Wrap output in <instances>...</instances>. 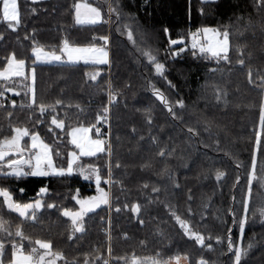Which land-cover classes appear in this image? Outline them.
<instances>
[{"label": "trees", "instance_id": "16d2710c", "mask_svg": "<svg viewBox=\"0 0 264 264\" xmlns=\"http://www.w3.org/2000/svg\"><path fill=\"white\" fill-rule=\"evenodd\" d=\"M76 2L78 0H37L35 3L19 0L21 23L16 31L9 29L0 17V69L6 57L13 53L18 59H25L26 69H30L34 41L44 50L59 54L65 39L74 46H86L93 42L102 44L92 38L108 35L110 51V61L105 65L36 64L37 103L55 105L56 100H61L62 104L56 106L54 113L49 110L40 117L35 106L27 107L29 98L22 90L19 97L5 92L4 106L0 108V139L11 135L13 126L39 131L52 145L54 153H60V156L54 154L55 165L66 167L67 153L74 150L68 143L67 130L81 124L86 127L95 124L97 113L107 104L111 83L118 102L110 106L108 123L97 125L102 138L110 140L112 145L111 164L116 183L111 186V203L89 213L84 218L85 232L73 235L71 222L61 215V210L64 207L78 210L79 206L71 199L77 189L81 197L95 195L93 181L84 180L78 172L67 177L0 175V188H7L16 201L26 203L41 199L45 204L33 222L9 212L0 198V216L9 221L10 230L14 233L19 225L33 241L51 240L53 249L64 253L69 264L72 261L83 264L86 255L90 260L98 254L107 258L109 231L113 264L117 257L132 254L146 257L157 253L164 259L176 254L187 255L191 264H196L201 257L209 264H232L233 254L227 252L226 241L224 245L215 243L216 236L225 237L227 229L232 228L236 244L244 248L249 243L253 245L242 264H264V218L250 211L241 239L239 228L231 223L229 215L230 210H235L237 217L242 215L240 202L246 191L255 132L259 129V108L264 99V90L258 87L260 77L264 76V9H257V0H111L114 7L120 8L118 24L77 25L73 17ZM87 2L101 5L105 19L108 18L107 5L102 4V0ZM124 24L131 25L135 46L125 34L116 31ZM225 27L230 31V62L217 64L199 53L192 55L190 33ZM170 38H184L185 52L173 57L171 53L185 45L170 46ZM237 47L244 50V66L237 64L240 58ZM142 50H150L165 64L166 80L155 75L154 67L141 54ZM210 69L218 70L211 72ZM249 69L253 83H249ZM97 71L100 75L92 81L91 74ZM168 81L175 87H170ZM151 85L159 88L173 105L183 100L185 108L175 109V120L152 94ZM4 86L5 82L0 81V90ZM217 88L227 91L226 106L215 103ZM12 100L16 101L15 108ZM22 104L25 107H21ZM148 112L153 119L151 126L145 122ZM52 115L65 121V131L53 129L55 136L47 130ZM37 119H43L44 123L36 125ZM188 127L196 128L199 134L192 136L187 132ZM92 134L96 138L94 129ZM28 141L26 137L24 143ZM160 149L166 150L165 157L158 155ZM117 162L121 165L119 168L115 167ZM81 163L98 166L102 176L107 178L106 153L82 157ZM237 164L241 167L237 168ZM143 165L147 166L142 168ZM217 171L225 173L219 181ZM257 173L264 174V156L258 155ZM237 176L241 178L238 185ZM145 183L147 188L143 187ZM176 183L179 188L175 187ZM42 187L48 188V194L37 196ZM153 188H158L159 192H153ZM261 196H264V187L254 181L252 210L261 204ZM49 203L55 207L47 208ZM126 203L141 204L138 217L124 209ZM117 207L121 208L119 213L115 211ZM171 210L188 219L192 228L206 238L211 236L214 250L201 248L184 236L171 217ZM15 239L19 241L18 237ZM23 243L27 251L30 245L27 241ZM96 248H100L101 253H97ZM10 259L11 244L6 240L4 264H9ZM57 264H65V261Z\"/></svg>", "mask_w": 264, "mask_h": 264}, {"label": "snow or ice", "instance_id": "6c2138e0", "mask_svg": "<svg viewBox=\"0 0 264 264\" xmlns=\"http://www.w3.org/2000/svg\"><path fill=\"white\" fill-rule=\"evenodd\" d=\"M37 0H33V3ZM102 4L107 5V19H105V13L102 10L101 5L94 6L93 4L87 2V0H78L74 3L73 17L77 25H97V24H109V23H119L121 19V12L119 7H114L111 0H102ZM256 7L258 10L264 9V0H257ZM113 15L115 16V21L113 20ZM0 17L7 23V26L12 31H16L20 26L21 17L19 12L18 0H0ZM116 31L125 34L127 40L131 42L134 46L136 41L134 40V33L131 25L124 24L122 27H117ZM165 33L168 29H164ZM190 47L192 50V55L196 56L198 53L200 56L205 58H210L215 60L217 64L221 61L230 62V31L227 27L223 30L218 28H203L197 29L196 32L190 33ZM26 39L28 37H25ZM2 39V37H0ZM93 41H102V44H97L95 42L89 43L86 46H74L69 43L67 39L63 40L62 47L59 49V54L56 51H45L44 48L35 41L31 48L32 56L34 57L32 61V67L26 69L25 59H18L15 53L6 57V63L2 69H0V81L5 82L3 90H0V98H5V92H10L15 96L21 95V90L24 92V96L29 98V103L27 107L38 110L40 117H43L46 112L51 110L53 113L56 111V106L61 105V100H56L55 105H45L44 103H37L36 99V64H51L53 62L57 63H68L75 64L83 62L84 64L92 65H104L108 64V51L107 46L109 44V36L102 35L99 37H93ZM169 45H185L184 38L180 39H169ZM187 45L185 47H179L176 51H173L171 55L173 57L179 56L181 53L185 52ZM236 52L240 57L237 60V64L240 66L245 65L244 50L240 47L236 48ZM141 54L147 58L150 65L154 67V72L157 77L167 79L165 74V64L158 61L157 57L150 50H142ZM66 58V59H65ZM218 69H210L211 72H215ZM100 75L99 71L91 74L90 79L96 81L97 77ZM249 83H253L252 72L248 71ZM261 84L258 85L262 90H264V76L260 77ZM170 87L174 88L175 85L168 81ZM14 85V86H13ZM152 94L160 101L167 112L170 114L172 119H176L175 109H184L185 104L182 99L177 100L175 105L169 102L168 98L164 95L159 88L155 85H151ZM228 93L226 90H221L217 88L214 94V101L219 106H226ZM118 94L112 91L111 83L108 84L107 91V104L103 106L102 112L97 113L95 118V124L90 127H85L82 124L76 127H70L67 130L68 143L73 147V151L67 153V166L57 167L54 163L55 156H60L58 151L53 150L52 145L47 143L40 135L39 131L30 130L28 127H11V135L4 136L0 139V175L6 177H67L71 176L74 172H78L79 175L86 181H93L95 184V195H90L87 197H81L79 189L71 197L75 204L78 205V210H72L70 208L64 207L61 210V215L66 217L71 222L72 234L84 233V218L89 214L96 211L103 205L110 206L111 193L102 187V183L108 185L109 187L116 183L113 179L112 173V145L110 140L102 138L100 127L97 125L102 123H108L110 106L118 102ZM11 105L13 108L16 107V101L12 100ZM4 105L0 103V108ZM25 107V105H21ZM79 107V106H77ZM12 113L9 112V116ZM145 122L151 126L153 119L150 112L146 113ZM43 119H37L35 121L36 125L43 124ZM53 129H59L60 132L65 131V121L59 118L58 115H52L50 119V126L48 127V132L56 133ZM95 130L96 138H93L90 133ZM133 133H135V128H133ZM187 132L192 136L199 134L198 130L193 127H188ZM110 135V133H109ZM28 137L30 144H22L24 138ZM143 139V137H141ZM153 142L155 143V138L153 137ZM219 141H217V145ZM107 154L108 164H107V178H104L101 174V170L98 166L94 164H83L81 163L82 157H98L100 154ZM166 150L160 149L158 155L160 157L166 156ZM258 155L264 156V99H262L259 108V129L255 132V142L253 151L251 154V164L247 172L246 177V191L241 200L242 215L237 217L235 210H230L229 215L231 216V223L238 226L241 239L245 231L246 225L248 223L249 212L255 215L257 212L264 218V196L260 197L261 204L255 210L250 208V202L253 198V182L258 181L261 187H264V174L258 175L257 173V163ZM14 157V158H13ZM121 165L117 162L115 167L119 168ZM147 165H143L146 167ZM237 168L241 167L240 164L236 165ZM5 169L7 171H5ZM225 175L222 171H217L216 179L219 181ZM171 179V176H169ZM240 176L236 177V184L240 183ZM144 188L148 187V184L143 185ZM176 188H179V184H175ZM23 189L20 192L23 193ZM153 192L158 193V188H153ZM48 194V188H40L37 196H45ZM0 198H2V203L6 209L11 213H16L23 220L36 221L37 212L45 207V204L41 199H35L34 201L21 203L13 198V194L7 188H0ZM191 200V195L188 197ZM235 202V197H233ZM47 208L55 207L54 204H47ZM140 203H132L124 205L125 210H130L133 215L139 216L141 212ZM117 213L121 211V208L117 207L115 209ZM191 213V209H188ZM171 217L175 220L176 224L179 225L180 229L183 230V235L189 240L195 242L201 248H207L208 251H213V243L211 242L212 237L201 234L200 232L194 230L188 219L181 218L176 211H170ZM143 224V220H140ZM111 221L109 220V225ZM19 238L17 241L15 238ZM108 237V247L107 253L108 257L105 258L102 254L95 256L93 260H90L87 255L85 256L83 264H113L112 262V248H111V233H107ZM11 238V239H8ZM72 235L69 239H72ZM127 238L126 234L125 237ZM207 239V243H206ZM6 240L11 244V259L9 264H57L58 261H65V264H69L64 253L56 251L53 249V243L51 240L35 239L32 240L31 237L25 235L21 226H17L15 232L10 230L9 221H6L2 216H0V264H4L3 257L5 255ZM23 241H27L30 248L26 251L25 244ZM226 241V249L228 253L233 255L230 257L232 259V264H242L243 258L247 256L248 251L253 246L251 243L248 244L247 248L236 244L232 239V228L227 229V235L225 237L216 236V245H224ZM143 243V242H141ZM97 253H101L100 248H96ZM182 264V261H187L191 264L190 258L187 255L176 254L164 259L160 253L154 256L141 257L135 254L131 256L117 257L115 264ZM71 264H78V261H72ZM196 264H209L207 260L203 257L197 260Z\"/></svg>", "mask_w": 264, "mask_h": 264}, {"label": "crops", "instance_id": "0c3cea01", "mask_svg": "<svg viewBox=\"0 0 264 264\" xmlns=\"http://www.w3.org/2000/svg\"><path fill=\"white\" fill-rule=\"evenodd\" d=\"M92 4V3H91ZM94 5V4H93ZM94 6H96V5H94ZM46 51V50H45ZM107 51H108V60L110 61V51H109V48H107ZM66 59V58H65ZM39 64V63H38ZM54 64H68V63H57V62H53V63H51V64H44V65H54ZM75 64H84L83 62H80V63H75ZM89 65H92V64H89ZM105 65V64H104ZM86 127V126H85ZM90 135H92V137L93 138H95L94 136H93V134H92V132L90 133ZM26 138V137H25ZM24 138V139H25ZM22 144H25V145H27V144H30V140L28 141V142H26V143H24V141L22 142ZM14 158V157H13Z\"/></svg>", "mask_w": 264, "mask_h": 264}, {"label": "rangeland", "instance_id": "374dc122", "mask_svg": "<svg viewBox=\"0 0 264 264\" xmlns=\"http://www.w3.org/2000/svg\"><path fill=\"white\" fill-rule=\"evenodd\" d=\"M204 1H215V0H204ZM18 2H19V0H18ZM110 119V113H109V118H108V120ZM23 142V141H22ZM102 187H104L106 190H109L110 191V193H111V186L109 187L108 185L105 187V185L102 183V185H101ZM111 199H112V196H111V198H110V203H111ZM108 220H110L111 221V216L109 215V217H108ZM182 264H188V262L187 261H182Z\"/></svg>", "mask_w": 264, "mask_h": 264}, {"label": "built area", "instance_id": "2783aa9c", "mask_svg": "<svg viewBox=\"0 0 264 264\" xmlns=\"http://www.w3.org/2000/svg\"><path fill=\"white\" fill-rule=\"evenodd\" d=\"M0 103H2V98H0Z\"/></svg>", "mask_w": 264, "mask_h": 264}]
</instances>
